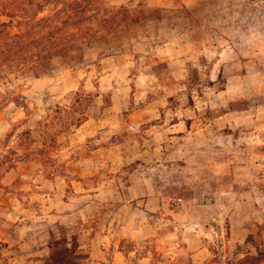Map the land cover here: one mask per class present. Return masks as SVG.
I'll use <instances>...</instances> for the list:
<instances>
[{
    "label": "rangeland",
    "instance_id": "obj_1",
    "mask_svg": "<svg viewBox=\"0 0 264 264\" xmlns=\"http://www.w3.org/2000/svg\"><path fill=\"white\" fill-rule=\"evenodd\" d=\"M103 1L152 16L85 43L81 57H53L39 77H14L0 49V264H45L60 228L83 264H236L247 247L229 230L242 212L233 174L264 162L262 4ZM27 3L0 0V22L25 20ZM16 30L0 28V42ZM57 104L82 123L48 158L8 166L12 148L25 152L17 134Z\"/></svg>",
    "mask_w": 264,
    "mask_h": 264
},
{
    "label": "trees",
    "instance_id": "obj_2",
    "mask_svg": "<svg viewBox=\"0 0 264 264\" xmlns=\"http://www.w3.org/2000/svg\"><path fill=\"white\" fill-rule=\"evenodd\" d=\"M27 2V7L23 10L25 20L14 23L16 19L10 18L7 22H0V28H17L15 32L7 33L8 38L0 42V49L7 53V69L14 77L18 73L34 77L45 75L51 70L53 57L61 56L64 60L74 59L76 55L81 57L82 46L85 43L94 39L112 38L120 24L138 23L152 16H144L140 11L127 6L113 10V7L103 0H27ZM9 16L18 17L16 12ZM159 65L165 66L164 63ZM207 81L211 83L210 80ZM218 81L225 82L221 72L218 74ZM183 84L189 88L196 84L200 85L195 69L190 71ZM50 109L52 113L36 121V128H27L17 134V145L25 152L19 155L18 148H12L8 166L12 167L17 160L31 153L48 158L46 153L51 149V143L56 141V136L74 125L78 127L84 118L81 114L74 119V106L62 107L57 104ZM37 141L41 143L40 147H27L29 142ZM255 225L264 229L262 225ZM258 236V240L254 238L253 233L246 236L244 245L247 248L244 251L238 250L243 256L236 264H264V239L260 234ZM79 247L76 237L72 236L69 241L60 228L59 237L50 234L45 264H83L84 256Z\"/></svg>",
    "mask_w": 264,
    "mask_h": 264
},
{
    "label": "crops",
    "instance_id": "obj_3",
    "mask_svg": "<svg viewBox=\"0 0 264 264\" xmlns=\"http://www.w3.org/2000/svg\"><path fill=\"white\" fill-rule=\"evenodd\" d=\"M183 5L189 10L193 9L192 3H197L198 0H181ZM219 1V0H216ZM256 3L260 2L259 7L254 11L264 15V0H230ZM201 19V18H200ZM203 23V20H201ZM218 115L217 117H219ZM216 118V117H215ZM259 119V117H257ZM262 119V118H261ZM256 167L260 168H246L239 171L236 175L233 174V183L230 193H233L237 198V205H241V213L234 212L229 215L230 219V234L237 233L238 243H244L246 236L252 233L250 226L259 224L264 226V162H255ZM247 179V180H246ZM247 181H251L248 183ZM228 192V191H226ZM225 192V193H226ZM245 208V210L243 209ZM235 211V210H234ZM247 212V213H246ZM235 229V230H234ZM264 231V230H263Z\"/></svg>",
    "mask_w": 264,
    "mask_h": 264
}]
</instances>
